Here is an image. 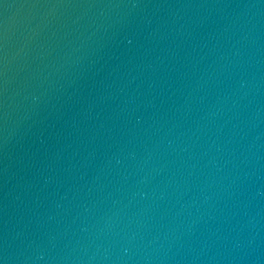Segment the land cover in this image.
Listing matches in <instances>:
<instances>
[{
	"label": "water",
	"instance_id": "obj_1",
	"mask_svg": "<svg viewBox=\"0 0 264 264\" xmlns=\"http://www.w3.org/2000/svg\"><path fill=\"white\" fill-rule=\"evenodd\" d=\"M0 262L264 264V0H0Z\"/></svg>",
	"mask_w": 264,
	"mask_h": 264
},
{
	"label": "clouds",
	"instance_id": "obj_2",
	"mask_svg": "<svg viewBox=\"0 0 264 264\" xmlns=\"http://www.w3.org/2000/svg\"><path fill=\"white\" fill-rule=\"evenodd\" d=\"M129 42H131V39H129ZM0 264H2V262H0Z\"/></svg>",
	"mask_w": 264,
	"mask_h": 264
}]
</instances>
